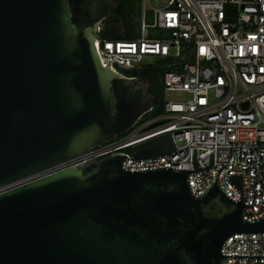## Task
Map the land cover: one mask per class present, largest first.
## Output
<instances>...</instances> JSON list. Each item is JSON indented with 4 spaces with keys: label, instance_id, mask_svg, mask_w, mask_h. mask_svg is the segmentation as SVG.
<instances>
[{
    "label": "water",
    "instance_id": "1",
    "mask_svg": "<svg viewBox=\"0 0 264 264\" xmlns=\"http://www.w3.org/2000/svg\"><path fill=\"white\" fill-rule=\"evenodd\" d=\"M116 0H0V264H225L231 235L264 233L243 217L244 173L199 196L193 169L126 170L125 158L177 152L169 132L65 164L132 128L161 100L142 70L107 67L96 37L127 35ZM103 44V41H102ZM115 65H117L115 63ZM118 66V65H117ZM131 71V70H126ZM57 168V169H56ZM50 171V172H49Z\"/></svg>",
    "mask_w": 264,
    "mask_h": 264
},
{
    "label": "built area",
    "instance_id": "2",
    "mask_svg": "<svg viewBox=\"0 0 264 264\" xmlns=\"http://www.w3.org/2000/svg\"><path fill=\"white\" fill-rule=\"evenodd\" d=\"M132 38L96 37L107 67L121 74L161 61L164 111L143 114L127 132L92 148L63 167L103 155L125 153L132 145L169 132L177 152L125 158L126 170L163 166L193 169V149L202 166L189 174L199 196L216 179L233 199L241 192L228 179L244 173L243 217L264 216V0H140ZM103 41V44H102ZM115 63L118 65H115ZM131 70V71H126ZM171 93L179 97L170 98ZM56 168V169H57ZM50 172V171H49ZM40 174L0 188V192ZM223 254L264 255V233L238 232L224 242ZM225 264H264V257H229Z\"/></svg>",
    "mask_w": 264,
    "mask_h": 264
},
{
    "label": "trees",
    "instance_id": "3",
    "mask_svg": "<svg viewBox=\"0 0 264 264\" xmlns=\"http://www.w3.org/2000/svg\"><path fill=\"white\" fill-rule=\"evenodd\" d=\"M119 3L118 12L122 13L126 17L125 26L127 35L131 37V30L134 29L136 25L135 16L140 12V0H116ZM142 76H147L151 78L152 73H156L154 78H151L154 82V91L160 93L165 100V85L163 81L164 77V67L161 65V61L157 65H152L141 69ZM164 111V101L161 106H154V109L148 114V116H157Z\"/></svg>",
    "mask_w": 264,
    "mask_h": 264
},
{
    "label": "flooded vegetation",
    "instance_id": "4",
    "mask_svg": "<svg viewBox=\"0 0 264 264\" xmlns=\"http://www.w3.org/2000/svg\"><path fill=\"white\" fill-rule=\"evenodd\" d=\"M117 12H118V11H117ZM118 14H120V15L123 17V21H124V23H125V21H126V17H125V15L122 14V13H120V12H118ZM155 74H156V73H155ZM155 74L152 73L151 78H154ZM151 78H150V79H151ZM151 80H152V79H151ZM152 81H153V80H152ZM153 84H154V82H153ZM156 93H157V92H156ZM159 94H160V93H159ZM160 96H161V94H160ZM163 101H164V99H163V97L161 96V100H160L159 102H157V103L155 104V106H157V105L161 106L162 103H163Z\"/></svg>",
    "mask_w": 264,
    "mask_h": 264
},
{
    "label": "rangeland",
    "instance_id": "5",
    "mask_svg": "<svg viewBox=\"0 0 264 264\" xmlns=\"http://www.w3.org/2000/svg\"><path fill=\"white\" fill-rule=\"evenodd\" d=\"M154 65H157V63L156 62H153V61H151ZM169 97L170 98H177V97H179V95L178 94H175V93H171L170 95H169Z\"/></svg>",
    "mask_w": 264,
    "mask_h": 264
}]
</instances>
